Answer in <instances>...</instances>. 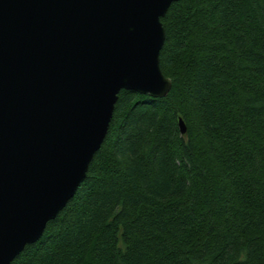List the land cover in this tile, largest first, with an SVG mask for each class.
<instances>
[{
  "label": "trees",
  "instance_id": "trees-1",
  "mask_svg": "<svg viewBox=\"0 0 264 264\" xmlns=\"http://www.w3.org/2000/svg\"><path fill=\"white\" fill-rule=\"evenodd\" d=\"M162 23L170 92H120L76 194L11 264H264V0H179Z\"/></svg>",
  "mask_w": 264,
  "mask_h": 264
},
{
  "label": "water",
  "instance_id": "water-1",
  "mask_svg": "<svg viewBox=\"0 0 264 264\" xmlns=\"http://www.w3.org/2000/svg\"><path fill=\"white\" fill-rule=\"evenodd\" d=\"M177 1L0 0V264L74 197L120 92L168 95L162 18Z\"/></svg>",
  "mask_w": 264,
  "mask_h": 264
}]
</instances>
